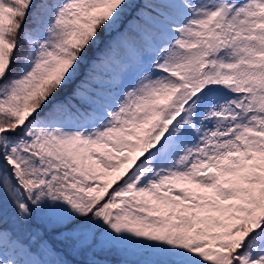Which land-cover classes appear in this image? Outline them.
<instances>
[{
    "label": "snow or ice",
    "instance_id": "obj_1",
    "mask_svg": "<svg viewBox=\"0 0 264 264\" xmlns=\"http://www.w3.org/2000/svg\"><path fill=\"white\" fill-rule=\"evenodd\" d=\"M0 264H264V0H0Z\"/></svg>",
    "mask_w": 264,
    "mask_h": 264
}]
</instances>
